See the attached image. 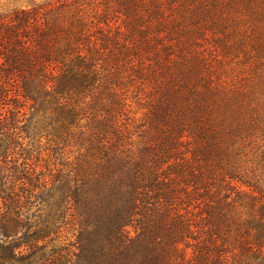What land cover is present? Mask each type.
Returning a JSON list of instances; mask_svg holds the SVG:
<instances>
[{
	"label": "trees",
	"instance_id": "16d2710c",
	"mask_svg": "<svg viewBox=\"0 0 264 264\" xmlns=\"http://www.w3.org/2000/svg\"><path fill=\"white\" fill-rule=\"evenodd\" d=\"M0 264H264V0L0 12Z\"/></svg>",
	"mask_w": 264,
	"mask_h": 264
},
{
	"label": "rangeland",
	"instance_id": "374dc122",
	"mask_svg": "<svg viewBox=\"0 0 264 264\" xmlns=\"http://www.w3.org/2000/svg\"><path fill=\"white\" fill-rule=\"evenodd\" d=\"M47 0H0V12L6 13L11 11L14 8H18L20 6L26 7L30 6L31 4H40L45 3ZM36 208L32 207L31 210H29L30 213H35ZM130 234H133L132 227L128 228Z\"/></svg>",
	"mask_w": 264,
	"mask_h": 264
}]
</instances>
